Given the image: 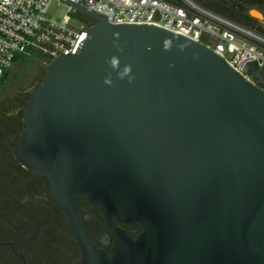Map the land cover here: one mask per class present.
I'll return each mask as SVG.
<instances>
[{
  "label": "water",
  "instance_id": "obj_1",
  "mask_svg": "<svg viewBox=\"0 0 264 264\" xmlns=\"http://www.w3.org/2000/svg\"><path fill=\"white\" fill-rule=\"evenodd\" d=\"M64 3L93 24L33 85L13 153L82 264H264V87L200 41ZM76 198L101 209L110 255Z\"/></svg>",
  "mask_w": 264,
  "mask_h": 264
},
{
  "label": "built area",
  "instance_id": "obj_2",
  "mask_svg": "<svg viewBox=\"0 0 264 264\" xmlns=\"http://www.w3.org/2000/svg\"><path fill=\"white\" fill-rule=\"evenodd\" d=\"M70 1L111 23L151 24L200 41L264 87V33L196 0ZM52 2L65 8L59 20L49 15ZM92 24L64 0H0V78L17 56L49 63L62 53H75Z\"/></svg>",
  "mask_w": 264,
  "mask_h": 264
},
{
  "label": "flooded vegetation",
  "instance_id": "obj_3",
  "mask_svg": "<svg viewBox=\"0 0 264 264\" xmlns=\"http://www.w3.org/2000/svg\"><path fill=\"white\" fill-rule=\"evenodd\" d=\"M219 1L225 5L224 15L264 33L259 24L264 20V0ZM21 131L12 128L6 136L8 145L0 148V264H82L81 248L65 211L56 207L45 181L14 160ZM75 203L90 240L110 255L114 235L101 209L81 198ZM124 228L132 237L141 231L136 225Z\"/></svg>",
  "mask_w": 264,
  "mask_h": 264
},
{
  "label": "rangeland",
  "instance_id": "obj_4",
  "mask_svg": "<svg viewBox=\"0 0 264 264\" xmlns=\"http://www.w3.org/2000/svg\"><path fill=\"white\" fill-rule=\"evenodd\" d=\"M198 1L212 9L227 13L225 5L219 0ZM64 13L63 5H57L55 2L50 4L49 15L53 20L61 19ZM259 24L264 27V20L259 21ZM47 64L35 56H22L14 61L5 73L0 86V148L5 149V144L8 145L6 131L13 126V122L16 128L23 130L24 106L30 98L33 85L42 80Z\"/></svg>",
  "mask_w": 264,
  "mask_h": 264
},
{
  "label": "trees",
  "instance_id": "obj_5",
  "mask_svg": "<svg viewBox=\"0 0 264 264\" xmlns=\"http://www.w3.org/2000/svg\"><path fill=\"white\" fill-rule=\"evenodd\" d=\"M171 1V0H170ZM197 2H199V3H201V4H203L202 2H200V1H198V0H196ZM204 6H206L205 4H203ZM206 7H208V6H206ZM210 8V7H209ZM215 11H217V10H215ZM217 12H220V11H217ZM220 13H222V12H220ZM222 14H224V13H222ZM22 56H20V57H16L15 59H14V61H16V60H18V59H20ZM42 59V58H41ZM13 61V62H14ZM8 71V69L6 70V71H4V73L2 74V76H1V78H0V86L2 85V82H3V78H4V75H5V73ZM17 126H16V124H14V122H13V126L9 129V130H7L6 131V134H10L11 133V130H12V128L13 129H15ZM5 132V131H4Z\"/></svg>",
  "mask_w": 264,
  "mask_h": 264
}]
</instances>
